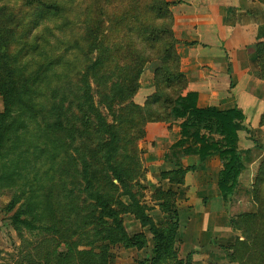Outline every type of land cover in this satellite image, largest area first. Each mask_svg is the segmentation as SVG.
<instances>
[{
	"label": "rangeland",
	"instance_id": "obj_1",
	"mask_svg": "<svg viewBox=\"0 0 264 264\" xmlns=\"http://www.w3.org/2000/svg\"><path fill=\"white\" fill-rule=\"evenodd\" d=\"M60 1L66 5L68 12L62 29L55 28L60 19L38 16V10L34 6L24 5L23 0H0V12L2 10L5 13L3 17L9 23L13 19L15 23V38L9 47L11 57L15 59V63L28 60L14 81L16 85H20L21 91L27 88L29 95L33 93L39 104L47 103L46 98L39 95L36 90V88L41 90V87H44L46 94L49 89H56L58 95H55L54 100H60L62 96L71 98L77 93L85 65L97 57V52L90 50L85 39L87 27L97 18L101 23V29L104 30L102 48H107L110 57L101 54L102 65L96 70V76H93V70L88 80L93 88L94 102L110 123L114 117L106 109L104 93L113 82L118 81L120 67L127 71L128 67L137 65L138 57L134 54L138 48H133V45L139 47L140 39L135 33L131 40L133 45L127 48L126 44H130L128 41L130 39L125 35L124 28L120 30L122 24H118L116 20L121 19L129 23L135 17L134 14L131 15L134 8L136 10L138 5L146 4L145 9L148 7L153 9L154 4L152 0ZM126 8L129 9L127 13ZM160 14L162 15L153 22L161 27H167L169 24L167 14L164 10ZM146 22H151L148 17ZM145 25L149 26L147 23ZM45 26L50 30L43 28ZM24 29H27L26 37L23 35ZM36 33L44 35L49 41L48 44H43L47 47L44 53L29 52L21 45L28 37L35 44L42 43V40L35 37ZM162 41L155 42L154 47L145 42L146 49L143 53H146V61L141 65L142 72L137 78L139 88L131 100H127L141 106L145 114L155 120L147 121L136 128L125 125L121 129L120 126L119 134L123 137V144L117 149L113 163L126 173L125 178L131 192L135 194L137 201L144 207V212L156 226L163 227V223L168 220L167 214L159 207L161 201L159 189H171L175 192L179 215L178 229L172 247L173 254L163 264H177L179 260L181 264H227L231 262L235 241L243 238L245 225L236 226L238 216L258 210L264 213V182L257 188V166L255 169H247L249 170L247 176L237 179L234 193L223 200L219 196L216 184L220 170L219 158L208 157L207 161L211 158L214 160L208 163L206 161L207 164L205 160L199 163L195 154L179 152L190 142L185 139L182 144H177L178 122L172 118L167 122L164 120L169 115L170 97L174 94L177 82L169 83L165 78L169 73L165 63L174 67L175 62L173 55H169L168 60L163 57L165 55H161ZM74 42L77 44L74 45ZM50 45L59 48L53 51ZM55 55H61L62 60L45 70L48 61L53 60ZM66 74L67 77L63 78L62 76ZM162 90H164L162 100L159 98L153 101L152 99ZM64 104L66 105V101ZM12 109L9 117L0 119V126L3 125L0 131L6 132L5 137L11 139L12 136L8 137L10 131L17 127L21 120L26 121L24 123L26 129L22 133L24 136L22 144L17 146L19 150L7 147L9 142L6 141L0 158V264H58L59 259L55 255L67 252L77 263L82 259L85 264H137L139 260L152 258L153 241L148 226L141 225L140 220L130 210L124 208L130 203L128 197L121 194L122 190L115 179H112L114 185L112 186L102 173L106 163L102 157L103 151L98 147V135L91 132L78 134L77 129L80 126L75 121L76 118H70L74 140L62 139L63 136L60 135L61 141L46 144L45 135L48 131H43L38 143L37 136L33 134L36 132L35 124L39 123L44 128L43 120L48 123L52 117L41 108L39 111L35 109L33 112L35 116L32 119L23 114L19 115L16 106ZM2 111L0 95V113ZM150 123L167 125L171 142L159 138L155 128L150 127L147 134L146 126ZM55 144V147H58L57 151L52 149ZM175 147H180L177 150L178 155H175L174 160H166L164 155ZM43 148L45 151H41ZM53 154L55 156L52 158ZM78 154H81L80 158ZM74 157L76 161H73ZM82 160L90 164L91 170L95 171L92 188L110 199L112 207L119 211L117 216L121 220L126 236L130 238L141 235V239L146 241L145 246L140 249L135 246H124L126 239L111 226V219L105 218L106 222L103 223L95 220L98 210L93 200L83 190L86 184L77 170H81ZM173 161L181 167L195 165L194 170L185 174L181 184L169 182L168 176L166 178L160 176L161 172L176 167ZM213 164L217 166L213 168ZM207 168L215 170L211 172V169ZM8 173L9 178H5ZM242 173L244 172L241 171L240 174ZM195 182L201 185L202 190L196 188ZM212 210L223 211L220 220L211 215ZM16 211H21L19 217L30 220L31 224L29 226L15 224L12 216ZM208 224L211 225L210 228H207ZM79 250L90 251L91 254L88 258H82L76 254ZM73 262L75 264V261Z\"/></svg>",
	"mask_w": 264,
	"mask_h": 264
},
{
	"label": "trees",
	"instance_id": "obj_2",
	"mask_svg": "<svg viewBox=\"0 0 264 264\" xmlns=\"http://www.w3.org/2000/svg\"><path fill=\"white\" fill-rule=\"evenodd\" d=\"M153 9L148 7L145 9L146 4L136 7L133 9L134 18L131 22L125 23L121 19L116 20L118 24H122L120 30L125 29V35L130 39V44H126L129 48L133 45L132 39L134 34L140 38L138 40L139 47L133 45L135 49V56L138 57V63L136 66L128 67L127 71H123L120 67L119 79L113 82L108 90L104 93L106 109L114 117L112 122H107L104 115L93 100L92 87L90 86L88 76L94 74L96 76V70L102 65L101 54L109 56L107 48H102L101 44L104 37V30L101 29V23L99 19H94L92 23L87 27V33L85 34L88 46L92 52H97V57L89 61L84 67V71L81 73L80 85L77 87V93H74L72 97L62 96V100H54L56 89H49L48 94L44 87L41 90L36 88L39 95H43L46 98L47 103L37 102L36 96L33 93L29 95L28 89L21 91L20 85H16L14 78L17 77V73L21 71L28 63V60L22 63H15V59L11 57V51H9L10 44L14 42V34L16 32L14 26L15 23L12 21L9 23L3 16L5 13L0 14V95L3 103V111L0 113V119H5L9 113L16 106L19 111V115L23 114L32 119L35 109L39 111L48 112V115L52 117V120L46 123L44 121V128L36 123V132L33 133L40 142L41 134L43 131L51 132V134L45 135L46 144L50 142L61 141L62 139L74 140L72 120L70 118H76L78 127V134L95 133L98 135L97 140L99 141L100 150L103 151L102 157L105 158L106 167L103 170L105 178L112 186V179H115L120 186L121 194L128 197L129 202L124 208L130 210L136 218L141 222V225L148 226L153 241L152 258L139 260L137 264H163L170 255L173 254L172 247L176 232L178 229L179 215L176 209L175 203V192L171 189L161 190L159 189L160 209L167 214L168 220L164 222V226H156L153 224L151 218H149L144 212V207L137 201L135 194L131 192L130 185L126 181V173L121 170L118 165L113 163L114 156L119 146L123 144V137L119 134V128L121 129L126 125L129 128H136L143 125L145 122L155 120L151 116H147L144 109L134 104L132 101H128L135 94L139 88L137 78L142 72L141 65L146 61V46L145 42L155 46V42L162 41V49L160 50L161 55H165L166 60L169 55L174 57V67H171L169 63H165L169 73L166 74L165 78L167 82H177L175 85V91L170 97V104L168 109V117L164 120L169 121L172 118L178 122V133L179 139L177 144H182L183 140H189L190 144L187 146L175 147L170 153L164 155L166 160L175 159L177 150L180 149L182 154H195L199 163L204 162L210 156H217L220 160V170L217 178V189L221 199L226 200L231 194L234 193L237 186V179L241 171L244 169V163L249 157L250 149H239L237 145L238 136L237 132L243 129L242 120L243 114L237 108H228L224 110L216 109L213 106L199 108L196 105L197 94L194 91L183 92L186 86V78L179 70V56L175 51L176 40L171 31V13L169 8L172 2L165 0H152ZM23 4L27 6H34L38 10V16L42 18H53L60 19V22L55 28H63L68 16L66 5L60 0H23ZM2 9V8H1ZM126 8V12H128ZM141 10V11H140ZM165 11L169 18V24L167 27H161L153 22L162 11ZM149 18L151 22H146V18ZM44 20V19H43ZM148 24L149 26L145 25ZM37 24V21H36ZM19 25V24H18ZM17 25V26H18ZM46 30H50L49 27H43ZM27 29L23 30V35L26 37ZM37 39L42 40V43H36L29 40V37L21 42V45L27 48V51L32 53H44L46 48L44 43L49 42L44 38V35L36 33ZM48 44V43H47ZM74 45L77 42L73 43ZM62 45V44H61ZM59 47L56 45H50L51 50H56ZM156 48L159 49L158 46ZM103 50H106L104 52ZM255 58L258 65V76L264 83V41L256 42L254 44ZM99 55V56H98ZM110 57V56H109ZM62 60L61 55H55L53 60L48 61L46 69L50 68V65L58 63ZM44 70V71H45ZM54 70V69H53ZM61 70V69H60ZM126 72V73H125ZM125 73V74H124ZM79 75L78 73H76ZM59 76V75H58ZM67 77V74L62 76ZM61 78V77H60ZM39 87V86H37ZM157 93L156 97L152 100L157 101L159 98L162 100L163 92ZM63 95V94H62ZM124 95V96H123ZM123 96V97H122ZM166 96L169 97L168 93ZM66 99V105L64 104ZM126 100V101H125ZM131 100V99H130ZM125 101V102H124ZM124 103L123 105H118ZM147 107L149 104H146ZM114 114V115H113ZM9 117V116H8ZM26 121L21 120L17 123V127L13 128L9 134V138L5 137V133L0 131V158L2 156V149L5 147L6 141L9 142L7 147L14 148L13 150H19L17 147L22 144L24 136L22 135L24 130V123ZM259 124H264V111L260 114ZM3 126V125H2ZM0 126V128L2 127ZM35 128V127H34ZM50 129V130H49ZM93 130V131H92ZM8 132V131H7ZM58 133V135L56 134ZM59 136V137H58ZM69 143V142H68ZM52 147L54 151H57L58 147ZM256 146V145H255ZM255 146H253L255 148ZM59 147H62L59 145ZM45 151V148L41 149ZM20 153V151H19ZM55 155H52V158ZM77 156H81L78 154ZM73 161H76L74 157ZM172 161V160H171ZM175 168L169 171L161 172L160 176L166 178L171 183L181 184L185 174L195 169V165L181 167L176 161H173ZM80 178L86 184L84 191L90 199L93 200V204L98 210V215L95 220L99 222H106V219H111V226L116 230L121 237H125L124 246H135L136 248H142L145 246L146 241L141 239V235H134L133 237H127L124 228L121 224V220L118 218L119 213L111 205L110 199L104 197L102 193L92 188L93 181L95 180V171L91 170L90 164L82 160L81 170L77 169ZM258 182L257 188H260L264 182V155L261 156L257 164ZM5 178H9V173L5 175ZM116 187V186H115ZM125 210V211H126ZM21 211H16L12 220L15 224L21 223L25 226L31 224L30 220L21 219ZM36 216V215H35ZM103 220V221H102ZM237 227L244 224L243 238L235 241V245L232 249L231 262L236 264H264V213L257 211L254 213H243L238 216V220L235 222ZM67 252V251H66ZM58 254V253H57ZM77 255L82 258H88L91 254L90 251H76ZM58 260V264H85L82 259L78 261L74 257L69 256L68 252L63 255H55ZM177 264H181V261H177Z\"/></svg>",
	"mask_w": 264,
	"mask_h": 264
},
{
	"label": "crops",
	"instance_id": "obj_3",
	"mask_svg": "<svg viewBox=\"0 0 264 264\" xmlns=\"http://www.w3.org/2000/svg\"><path fill=\"white\" fill-rule=\"evenodd\" d=\"M169 11L179 70L186 78L183 92H196L199 108L235 107L243 114L237 144L251 152L238 179L245 178L247 169H255L264 155V124H259L264 111V83L257 74L254 50L256 42L264 41V0H173ZM159 124L147 125L146 133L155 128L159 138L171 142L167 125ZM210 213L220 220L223 211Z\"/></svg>",
	"mask_w": 264,
	"mask_h": 264
}]
</instances>
